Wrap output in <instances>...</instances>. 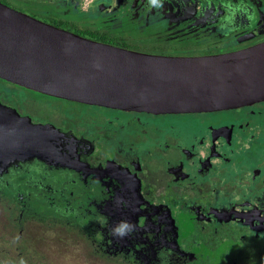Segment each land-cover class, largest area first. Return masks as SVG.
<instances>
[{"label": "flooded vegetation", "instance_id": "flooded-vegetation-1", "mask_svg": "<svg viewBox=\"0 0 264 264\" xmlns=\"http://www.w3.org/2000/svg\"><path fill=\"white\" fill-rule=\"evenodd\" d=\"M29 1L36 20L138 53L264 43V0ZM42 97L57 99L0 79V104L45 127L55 149L0 169V264H58L46 254L62 244L83 264H264V100L186 114L62 100L124 118L63 112Z\"/></svg>", "mask_w": 264, "mask_h": 264}, {"label": "water", "instance_id": "water-1", "mask_svg": "<svg viewBox=\"0 0 264 264\" xmlns=\"http://www.w3.org/2000/svg\"><path fill=\"white\" fill-rule=\"evenodd\" d=\"M0 79L125 112L227 110L264 100V43L215 56L144 54L80 37L0 3ZM9 112L15 114L0 104V169L13 160L47 161L55 151L47 129L17 123Z\"/></svg>", "mask_w": 264, "mask_h": 264}, {"label": "rangeland", "instance_id": "rangeland-1", "mask_svg": "<svg viewBox=\"0 0 264 264\" xmlns=\"http://www.w3.org/2000/svg\"><path fill=\"white\" fill-rule=\"evenodd\" d=\"M8 6H10L11 8H13L17 11L19 10L20 12L27 14V15L31 14L32 10H34V9L36 10L37 7H40V5L36 6L34 3H30L29 0H26V2H24L23 0H11L8 2ZM142 39L145 42V44H147L148 38L146 36H143ZM47 99H51V98L42 97L39 100L44 102L47 105L50 104L56 108L61 107L63 112H65V110L69 109L72 111H80V112H88L89 113V112H92L93 110L96 109V111H100L104 115H109V116H112V115L113 116H122L124 118L132 116L131 113L111 112V111H109L107 109H103V108L86 107V106H81V105H77V104H70V103H67L65 101L58 100V99H55V100H47ZM30 109L34 112L38 111L36 107H30ZM40 109L41 108H39V111H40ZM62 245H59V247H57V249L55 250L56 253H54L55 251L51 249V253L49 252L46 254L47 259L49 260V258H55V262H57L58 264H83V263H80V262H82L81 259L76 257L75 252L73 251V248H71L69 250L68 248H66L65 245L64 246H62ZM41 254L44 255V251ZM53 260L52 259L49 260L51 264H53Z\"/></svg>", "mask_w": 264, "mask_h": 264}, {"label": "clouds", "instance_id": "clouds-1", "mask_svg": "<svg viewBox=\"0 0 264 264\" xmlns=\"http://www.w3.org/2000/svg\"><path fill=\"white\" fill-rule=\"evenodd\" d=\"M153 2H155V0H153Z\"/></svg>", "mask_w": 264, "mask_h": 264}]
</instances>
